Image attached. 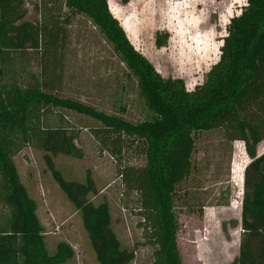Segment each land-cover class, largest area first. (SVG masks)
<instances>
[{"label": "trees", "instance_id": "trees-1", "mask_svg": "<svg viewBox=\"0 0 264 264\" xmlns=\"http://www.w3.org/2000/svg\"><path fill=\"white\" fill-rule=\"evenodd\" d=\"M108 1L41 0L44 14L40 23H34L25 19L26 0H0V203L9 210L7 218L0 220V264H60L75 256L65 241L57 243L54 254L47 252L38 204L14 161L30 144L47 153L52 177L80 212L98 264H129L135 258V250L123 248L113 229L109 202L95 204L89 198L96 193L93 178L71 181L56 168L51 155L84 156L75 142L78 131L63 118L51 120L49 112L58 108L100 122L97 135L114 153L132 139L144 143L147 164L125 167L120 175L127 190L138 193L150 224L148 241L156 246L153 264H183L175 192L191 174L195 134L222 130L229 139L244 141L251 162L245 169L243 233L239 256L230 264H264V153L257 156L256 152L264 140V0H247L241 13L230 20L218 61L193 91L186 89L182 78H164L136 50ZM64 7L68 12L63 22L69 23L71 14L85 15L111 44L136 79L151 114L148 119L133 122L56 93L58 60L66 45V31L59 24ZM168 38L167 33L157 32L156 46H166ZM29 49L38 58L40 72L20 80L26 76L22 68L30 64L25 55Z\"/></svg>", "mask_w": 264, "mask_h": 264}, {"label": "rangeland", "instance_id": "rangeland-1", "mask_svg": "<svg viewBox=\"0 0 264 264\" xmlns=\"http://www.w3.org/2000/svg\"><path fill=\"white\" fill-rule=\"evenodd\" d=\"M110 1H114L110 4ZM247 0H109L112 14L123 26L129 40L164 78H182L193 91L218 59L217 51L228 34L230 20L241 13ZM25 19L40 23L44 11L41 0H26ZM59 24L66 31V45L58 60L56 93L80 100L108 113H117L138 122L150 117L139 95L137 82L111 44L91 20L82 14L61 11ZM53 13V10H52ZM49 14H47L48 16ZM157 32L168 34L166 46L157 47ZM25 55L30 64L22 68L26 76L38 75L36 54ZM220 57V56H219ZM51 120L64 119L76 131V144L82 158L52 156L66 179L85 182L90 175L96 193L89 198L95 204L108 201L112 226L122 247L135 250L129 264H153L156 246L149 243L150 224L138 203V193L127 190L122 182L125 167L141 168L147 164L144 143L132 139L114 153L103 145L97 130L101 123L69 109H51ZM264 153V140L256 147ZM47 153L27 145L14 157L21 180L37 204V214L45 228L49 255L60 241L67 242L75 256L60 264H98L80 212L53 179L47 165ZM251 162L242 140H231L222 130L195 134L191 174L176 186L175 215L179 222L177 243L183 264H230L238 256L242 229V200L245 169ZM225 196L229 197L226 203ZM8 208L0 203V220Z\"/></svg>", "mask_w": 264, "mask_h": 264}]
</instances>
